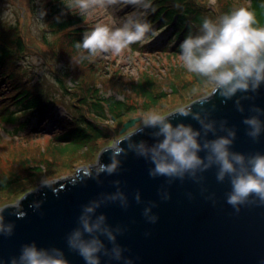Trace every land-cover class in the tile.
I'll return each mask as SVG.
<instances>
[{
  "label": "clouds",
  "instance_id": "clouds-1",
  "mask_svg": "<svg viewBox=\"0 0 264 264\" xmlns=\"http://www.w3.org/2000/svg\"><path fill=\"white\" fill-rule=\"evenodd\" d=\"M108 4L116 0H106ZM147 8L150 0H132ZM97 5V0H75V7L81 14H87ZM149 21L141 13L122 18L119 23H97L90 31L75 42L77 49L86 50L80 58L111 52L116 55L131 54V45L142 41L150 31ZM179 58L183 66L202 78L209 88L201 95L218 93L225 100L236 97V105L244 111L242 96L237 93L256 92L264 85V24L257 21L254 11L245 5L237 6L218 16L205 15L195 31L179 43ZM191 116L199 123L183 119L173 122V114ZM140 125L125 136L117 137L105 150L111 153L109 162H96V171L114 172L120 164V156L127 149L151 162L149 174L169 178H183L186 175L199 178V174L215 166L216 177L227 178L230 190L227 201L238 206L250 195L264 200V151L244 152L232 147L237 129L229 125L226 118L217 121L205 111L194 109L192 102L175 105L173 108L152 109L137 117ZM247 134L258 139L264 134V106L252 105L244 116ZM151 128L152 142L145 139L133 140L136 132ZM211 133L212 135H209ZM125 141H128L125 146ZM164 190L161 199H168ZM140 200L139 192L136 193ZM105 200H118L127 207V194L120 188L93 198L82 206L77 225L67 235L68 245L76 250L85 264H133L124 255L123 246L117 241L119 225L108 222L104 212H98ZM18 203V201H16ZM0 204V234H11L14 223L4 218ZM151 205L144 209L149 220L155 221V214L149 215ZM0 264H71L64 249L57 246H42L36 241L26 242L18 255L7 260L0 258Z\"/></svg>",
  "mask_w": 264,
  "mask_h": 264
},
{
  "label": "water",
  "instance_id": "water-1",
  "mask_svg": "<svg viewBox=\"0 0 264 264\" xmlns=\"http://www.w3.org/2000/svg\"><path fill=\"white\" fill-rule=\"evenodd\" d=\"M237 95L243 97L240 102L244 111L238 109L236 97L225 100L218 93L192 103L194 109L207 112L217 121L226 118L236 127L233 148L264 151V134L253 139L243 123L252 105L264 106V85L256 92ZM137 117L125 121L121 132L135 125ZM171 118L173 122L191 121L199 127L190 115L174 112ZM152 131L143 128L132 139L152 142ZM124 143L127 146L128 141ZM106 147L97 161L109 162L111 153ZM150 166L149 160L127 149L114 172L97 174L94 163L79 167L72 176L29 191L18 203L4 208V218L14 223V230L0 234V258L16 256L24 243L36 241L38 245L63 248L71 264H85L84 258L68 245L67 235L77 225L85 203L120 188L127 194V207L118 200H105L97 211L104 212L113 226H120L117 241L133 264H264V200L252 194L238 206L230 204L226 198L230 182L227 178L217 179L215 166L200 173L199 178L152 176ZM164 190L170 194L168 199H161ZM149 205V215L157 216L154 222L144 212ZM107 260L104 257L102 264Z\"/></svg>",
  "mask_w": 264,
  "mask_h": 264
},
{
  "label": "rangeland",
  "instance_id": "rangeland-1",
  "mask_svg": "<svg viewBox=\"0 0 264 264\" xmlns=\"http://www.w3.org/2000/svg\"><path fill=\"white\" fill-rule=\"evenodd\" d=\"M48 0H0V38L9 41L13 27L19 26L26 49L18 61L19 68L15 70L18 82L31 85L41 81L42 85L55 98V116L49 117L47 123L36 128L20 129L15 133L18 121L8 122L1 116V108L12 101L15 89L0 84V175L11 171H19L21 180L5 191H0V204L16 203L31 190L37 189L43 183L55 181L64 176L74 175L79 167L94 164L101 150L112 144L117 137L133 131L140 125L138 121L126 131L121 132L123 124L112 122L108 124L110 136L101 138L91 146H85L78 151L62 153L56 145L64 141L53 139V131H62V125L52 124L54 119L65 120L69 112L81 110L74 106L78 103L77 96L84 91L86 84L98 86L108 94L119 98L126 97L131 102L141 106L137 117L152 109L173 108L185 102H193L201 97L209 85L203 82L197 74L187 70L178 55H168L151 46V40L140 41L141 47L134 44L130 47L131 54L116 55L111 52L93 56L92 59H81V53L86 50L73 49L65 32L52 31L43 19L44 8ZM201 7L206 6L210 16L223 14L227 0H196ZM233 6H247L250 0H232ZM133 6L136 7L133 10ZM150 7L144 8L132 0H116L108 4L106 0H97V5L90 10L84 21V28L91 30L97 23L120 22L127 13L145 15ZM43 20V21H42ZM146 43V45L143 44ZM152 43V44H151ZM68 75V76H66ZM65 76V77H64ZM58 77H62L71 89L65 90ZM14 80V79H13ZM79 81V83L76 82ZM143 82L147 88L152 86L153 92L163 96L158 104L145 108L148 102L143 90L136 87ZM151 82V83H149ZM82 90V91H81ZM165 94V95H162ZM211 94V93H209ZM208 94V95H209ZM129 117H125L123 122ZM43 168L38 171L37 167Z\"/></svg>",
  "mask_w": 264,
  "mask_h": 264
},
{
  "label": "trees",
  "instance_id": "trees-1",
  "mask_svg": "<svg viewBox=\"0 0 264 264\" xmlns=\"http://www.w3.org/2000/svg\"><path fill=\"white\" fill-rule=\"evenodd\" d=\"M149 4L150 7L143 17L149 21L151 27L144 40L155 39L152 48L159 47V51H164L168 55H178L180 41L189 30H196L203 16L210 15L206 11V6L201 7L196 0H150ZM223 6V13L235 8L232 0H227ZM247 6L254 11L257 21L264 24V0H250ZM42 16L44 19L42 21L52 31H63L68 35V43L73 49H77L75 42L81 40L88 32L83 24L86 16L75 7V0H48ZM133 44L136 48L141 47L140 41ZM143 44L146 45L145 42ZM26 45L19 26L13 27L9 41L0 38V84L16 90L11 105L9 103L1 108V116L8 122H19L15 127V133L20 129L32 128L40 131V127L47 123V119L55 116L52 115L55 114V98L45 89L41 81L27 85L18 82L15 78V70L19 68L18 61ZM58 81L65 90L71 89L64 78L58 77ZM152 86L147 88L143 82H138L136 85L143 90L148 100L145 108L158 104L163 97L156 95ZM82 90L84 92L77 96L78 103L74 105L81 110L69 112L65 120L52 121L53 125H62L61 132L57 131V128L53 131V139L64 141L55 146L62 153L78 151L85 146H91L92 143H97L101 138L110 136L108 124L112 122L124 124L125 117L131 118L130 115L136 114L141 108L139 104L131 102L126 97L119 98L115 94H108L98 86L86 84ZM37 170L42 171V166L37 167ZM21 178L19 171L0 175V191L8 190Z\"/></svg>",
  "mask_w": 264,
  "mask_h": 264
}]
</instances>
